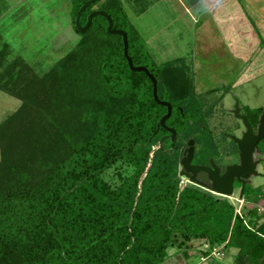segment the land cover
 <instances>
[{
	"label": "trees",
	"instance_id": "1",
	"mask_svg": "<svg viewBox=\"0 0 264 264\" xmlns=\"http://www.w3.org/2000/svg\"><path fill=\"white\" fill-rule=\"evenodd\" d=\"M86 1L68 0L77 36L44 72L0 31V90L20 101L0 121V264H159L168 247L187 255L192 239L236 248L235 264H264L255 209L246 220L227 198L179 184L184 140L199 132L210 146L199 131L205 112L194 78L174 62L183 57L149 62L120 0H97L80 15L84 25L91 11L106 12L112 28L125 31L133 64L156 79L158 98L172 107L165 124L176 131L174 142L167 136L160 144L166 107L154 100L148 76L130 70L122 36L108 33L104 17L77 29ZM5 5L0 0V11Z\"/></svg>",
	"mask_w": 264,
	"mask_h": 264
},
{
	"label": "rangeland",
	"instance_id": "2",
	"mask_svg": "<svg viewBox=\"0 0 264 264\" xmlns=\"http://www.w3.org/2000/svg\"><path fill=\"white\" fill-rule=\"evenodd\" d=\"M5 1L8 6L5 5L0 11V31L10 42L13 51L24 54L38 73L50 66L61 53V48L65 52L74 44L77 35L70 23L68 0ZM191 1L196 2L120 0L127 19L140 32L149 62L163 64L177 56L183 57V62H174L188 68L195 81L196 97L203 102L202 110L205 113L200 120L203 123L199 126V131L202 127L208 137L220 142L225 131L239 125V121L225 111L231 106V92L239 98L241 104L252 110L264 105V58L259 59L264 57V0H202L209 4L208 18L204 17L207 11L201 2L190 7V13H185L180 2ZM195 10L199 12L198 19L192 22L190 14L192 12L196 15ZM236 11L245 17L246 24L259 39L261 46L250 49L246 48L242 40L236 41V45L225 41L229 36L238 38L237 34L231 33L238 24L233 22ZM227 52L233 53L237 59L232 64L236 66L234 68L242 69L237 73L242 75L241 82L236 85L230 82L236 77L234 72H231L232 77L230 69L229 72L227 70L226 66L230 65ZM249 63L252 65L248 66ZM153 64L148 66L151 68ZM213 84L216 88L205 92ZM19 104L17 98L0 90V121ZM197 115V118H201L203 114ZM196 117H192V120L195 121ZM259 147H264V140ZM219 149L222 150V146ZM258 171L262 174L252 178L253 187L250 190L256 195L253 194L250 201L239 199L238 189L226 198L233 205L235 214L244 215L246 220L248 216L245 212L255 209L256 218L260 216L257 221L260 224L264 222V160L258 166ZM181 180L179 184L185 185L187 179ZM188 244L190 248L186 251L187 255L177 247H168L167 258L161 264H235L233 257L237 249L234 247L223 248L219 245L213 249L204 239H192ZM203 251L210 254L202 256ZM199 256L204 257L205 262Z\"/></svg>",
	"mask_w": 264,
	"mask_h": 264
},
{
	"label": "water",
	"instance_id": "3",
	"mask_svg": "<svg viewBox=\"0 0 264 264\" xmlns=\"http://www.w3.org/2000/svg\"><path fill=\"white\" fill-rule=\"evenodd\" d=\"M95 1H97V0H87L77 10V13L75 16V24H76L77 29L79 31L86 29L89 26L92 17L95 15H100V16L104 17L108 22V25L106 27L108 33L122 36L123 55L127 61L128 67L132 71H142L148 76V78L152 82V94H153L154 100L159 105L166 107V113L163 114L159 118L158 123H157V127L158 128L159 127L164 128L166 131L169 132V135L162 136L159 140V143L162 144L164 139L167 136H169L171 138V141L174 142L176 140V131L174 128L169 127L165 124L166 119H168V117L171 114V108H172L171 104L166 100H161L158 98L157 88H156V84H157L156 79L149 72V70L143 65H134L133 64L130 56L127 53L128 44H127V36H126L125 31L123 29L112 28V21L109 18L108 14L104 11H101V10L91 11L87 16L85 24L80 25L79 19H80L81 13L89 4L94 3ZM238 111H239V108H238V104L236 101L234 108H233V113L236 117L240 118L243 121V124L245 125V128H246V130L243 132L241 137L232 136V138L236 142L238 150H239L240 163L238 165L228 166L227 170L222 175H218L217 171L213 172L215 174L209 173V175H210L209 178L212 181V185H210V186L199 182L195 178V173L200 171V170H204V169L207 170V168L204 166H197V165L191 164L194 151L198 150L197 149L198 147L195 148V146H194V137L199 135L198 133H196L193 135V137H191L187 141L186 147L183 150L182 157L180 159V168H179L178 175L180 176L181 179L186 178V179L190 180L191 182L198 183L200 185L209 187L213 191H216L218 193L224 194V195L229 197V196L233 195V193H234L233 186H232V180H233L234 176H236V177L242 176V177L249 179L251 176L258 174V171H257L258 160L253 159V153L258 152L257 143L259 140L264 138V109L262 110V112L259 116V121L257 124L256 132L253 131V127L249 124L246 116L239 114ZM157 147L158 146H156L155 148H157ZM182 183L183 182L181 181L180 184H182ZM241 197H242V188H241V191L239 194V198H241Z\"/></svg>",
	"mask_w": 264,
	"mask_h": 264
},
{
	"label": "flooded vegetation",
	"instance_id": "4",
	"mask_svg": "<svg viewBox=\"0 0 264 264\" xmlns=\"http://www.w3.org/2000/svg\"><path fill=\"white\" fill-rule=\"evenodd\" d=\"M235 63H236V61H235ZM250 64L251 63H249L248 66ZM234 67H236V66L233 65V67L230 68V73H229L230 75H232V77H233V74H235L234 76L236 77V78L233 77V79L230 81L232 85H236L237 83H240L241 82L240 76H242L241 74H237L242 69L240 68V69L236 70V68H234ZM228 72H229V70H228ZM231 72H234V73L232 74ZM214 88H216V87H214V84H213V85L209 86V88L205 92H207L210 89H214ZM228 88H229V85H228ZM229 91H230V88L227 92H229ZM231 96H232L231 106L229 108H226L225 111L230 113L232 116H234L239 121V125L237 127L234 125L232 130H230V131L229 130L225 131L222 134V136H224V137H222V139H220V142H216L214 139H212V137H209L210 146L208 149H204L203 144L197 140V137L200 135L199 132H195L191 136L187 137L184 140V144L182 146L181 157H182L183 150L186 147L187 141L191 137H193L194 134H196V133L199 134L198 136L194 137V146H195V148L198 147L197 148L198 150L194 151L191 164L197 165V166H204L207 168V170L204 169V170H200V171L196 172L195 178L199 182H201L205 185H208V186L212 185V181L209 178V176H210L209 173H213V172L217 171L218 175H222L227 170L228 166L238 165L240 163L239 150H238L237 144L233 140L232 136L241 137L243 132L246 130V128H245V125L243 124V121L240 118L236 117L233 113V108H234L236 101H237L238 108H239V111H238L239 114L246 116L249 124L253 127L254 132H256L257 124L259 121V116H260L262 110L264 109V105L263 106L261 105L259 107H255L252 110L249 106H247L245 104H241L239 98H236L237 96H235V94H233L232 92H231ZM258 108H259V110H258ZM166 135H169L168 131H167ZM263 139H261V140H263ZM261 140H259L257 143L258 152L253 153V159L258 160L257 171H258V166L264 160V152H262L261 148L259 147V143ZM220 145L223 148L222 150L219 149L221 147ZM179 168H180V162H179ZM178 172H179V170H178ZM213 174H215V173H213ZM261 174L262 173L258 171L257 175L251 176L249 179L242 177V176H240V177L234 176L233 177L232 186H233L234 192L236 189H238V193L240 194V191L242 188V197L241 198L238 197L239 199L244 198V191H246L248 189L250 190V188L253 187L252 178L255 176L261 175ZM181 181L183 182V180H181ZM186 183H190V184H193V185H195L201 189H204L207 192L215 195L216 197H224V198L228 197L224 194L213 191L209 187L200 185L198 183L191 182L188 179H187Z\"/></svg>",
	"mask_w": 264,
	"mask_h": 264
},
{
	"label": "crops",
	"instance_id": "5",
	"mask_svg": "<svg viewBox=\"0 0 264 264\" xmlns=\"http://www.w3.org/2000/svg\"><path fill=\"white\" fill-rule=\"evenodd\" d=\"M196 2H190V3H186V2H180L181 3V6L183 7L182 9H184V12L185 13H190V7H193L195 4H197L198 2H201L204 6H206V11H207V14H205L204 17H207V16H210L208 15V5L206 2L202 1V0H195ZM186 7V8H185ZM195 9V7H194ZM197 11L196 12V15L194 13L191 12V21L192 22H195L197 19H198V10H195ZM203 11V10H202ZM231 17V16H229ZM208 18V17H207ZM217 18V17H216ZM233 22L235 23V25L237 24V28L235 30H232L231 33H234L237 34L238 38L237 39H234L232 36H229L227 39H225V35L223 36L225 41L227 42H230L232 45H236V41H244L245 42V45H246V48H250V49H253L254 47H257L259 46V39L255 36V34L253 35L252 34V29L248 27V25L246 24V19L245 17L239 12L236 11V17H234V20ZM254 33V32H253ZM224 41V42H225ZM228 53V52H227ZM177 57H182V56H177ZM262 58L264 57H260L259 59L262 60ZM227 60H229V63L230 65H227V70H229L230 68L233 67V63L235 64V61H237V59L233 56V53L231 54L230 52L228 53V56H227ZM227 62V61H226ZM200 259L202 260V262H205L203 261L204 260V257L202 256H199ZM166 260V259H165ZM164 260V261H165ZM161 264V263H160Z\"/></svg>",
	"mask_w": 264,
	"mask_h": 264
},
{
	"label": "bare ground",
	"instance_id": "6",
	"mask_svg": "<svg viewBox=\"0 0 264 264\" xmlns=\"http://www.w3.org/2000/svg\"><path fill=\"white\" fill-rule=\"evenodd\" d=\"M185 180V179H184Z\"/></svg>",
	"mask_w": 264,
	"mask_h": 264
}]
</instances>
